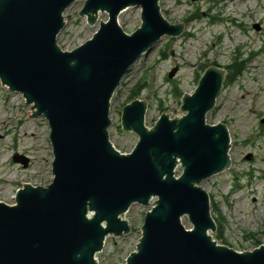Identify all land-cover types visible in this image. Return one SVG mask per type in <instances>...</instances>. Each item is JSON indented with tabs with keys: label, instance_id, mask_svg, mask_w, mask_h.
<instances>
[{
	"label": "water",
	"instance_id": "water-1",
	"mask_svg": "<svg viewBox=\"0 0 264 264\" xmlns=\"http://www.w3.org/2000/svg\"><path fill=\"white\" fill-rule=\"evenodd\" d=\"M73 2L0 0V82L22 95L30 121L47 120L53 156L48 185L22 184L14 204L0 202V264H96L106 237L131 232L123 217L131 204L148 206L152 199L123 264H264V244L241 252L211 237L216 225L199 186L230 166L226 125L205 121L225 71L207 67L195 91L182 95L178 112L162 113L151 129L144 123L146 101L127 103L120 124L138 141L121 153L108 136L115 88L136 59L161 37H178L183 26L163 17L158 0H85L77 13L87 23H96L99 11L107 21L63 51L56 38ZM130 7L141 8V23L129 35L117 17ZM12 161L29 163L18 153ZM178 162L183 171L175 178Z\"/></svg>",
	"mask_w": 264,
	"mask_h": 264
},
{
	"label": "rangeland",
	"instance_id": "rangeland-1",
	"mask_svg": "<svg viewBox=\"0 0 264 264\" xmlns=\"http://www.w3.org/2000/svg\"><path fill=\"white\" fill-rule=\"evenodd\" d=\"M84 1L75 0L63 14L65 27L56 43L64 51L84 43L100 21L107 19L100 12L96 23H87L77 13ZM159 6L163 17L171 24H182L183 31L177 38L161 37L122 77L111 98L110 143L121 153H128L137 143V135L121 128L120 111L126 103L146 101L144 123L151 128L162 113L173 117L178 112L182 98L175 86L181 95L192 93L206 66L224 69L243 60L241 75L224 79L205 118L208 124L226 125L231 138L230 166L199 186L208 193L220 221L215 231L221 237L217 243L236 251L253 250L256 241L264 244V0H159ZM139 16L140 8L122 10L117 17L122 31L133 33L141 23ZM174 68L169 79L167 74ZM138 81L145 82V89L128 99ZM30 117V106L22 95L9 92L0 82V202L8 205L14 204L22 184L45 186L53 178L47 120L39 116L30 121ZM15 153L29 159L26 168L12 161ZM182 170L177 166L175 174ZM150 208L131 204L123 216L131 232L106 237L97 264L124 263L136 248L144 214ZM183 225L190 228L187 219Z\"/></svg>",
	"mask_w": 264,
	"mask_h": 264
},
{
	"label": "trees",
	"instance_id": "trees-1",
	"mask_svg": "<svg viewBox=\"0 0 264 264\" xmlns=\"http://www.w3.org/2000/svg\"><path fill=\"white\" fill-rule=\"evenodd\" d=\"M160 53H161L162 58L165 59L166 58L165 53H163V52H160ZM243 63H244V61L241 60L240 62H235L232 65H229L228 67H226V70L228 73L227 74V80L236 78V77L241 75V73H242L241 71H243V67H244ZM199 76L200 75L197 76V79L199 78ZM175 88L178 92V96H181V91L178 90V88L176 86H175ZM144 89H145V82L144 81H138L137 84L133 88H131V93L128 96V99L135 98L139 94V92H141ZM211 213L213 215L215 224L217 226H219L220 221H219L218 215H216V213H215V209L213 206L211 209ZM214 236L217 240L221 239V237L216 232L214 233ZM258 244H260V243L258 241H256L255 246H258Z\"/></svg>",
	"mask_w": 264,
	"mask_h": 264
},
{
	"label": "bare ground",
	"instance_id": "bare-ground-1",
	"mask_svg": "<svg viewBox=\"0 0 264 264\" xmlns=\"http://www.w3.org/2000/svg\"><path fill=\"white\" fill-rule=\"evenodd\" d=\"M228 133H229V131H228ZM229 139H231L230 135H229ZM184 219H186V217L182 219V224H184Z\"/></svg>",
	"mask_w": 264,
	"mask_h": 264
}]
</instances>
